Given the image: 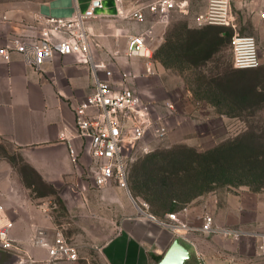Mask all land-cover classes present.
<instances>
[{"label":"crops","instance_id":"0c3cea01","mask_svg":"<svg viewBox=\"0 0 264 264\" xmlns=\"http://www.w3.org/2000/svg\"><path fill=\"white\" fill-rule=\"evenodd\" d=\"M91 1L96 0H0V46L12 37L36 38L44 18L69 16L75 7L84 10ZM129 1L134 0H101L102 7L97 11L105 16L87 22L98 44L95 57L101 59L97 57L99 50L109 57L123 54L124 70L132 75L126 80L127 84L160 104L162 110L165 102L174 105V111L167 118L169 130L182 120L183 112L189 113L192 121L229 120L233 115L224 107L239 106L240 99L244 101L240 98L239 69L233 64H215L220 40L214 41L211 29L219 25L196 21V15L206 8V0H188L185 12L175 10L164 19L147 14L144 22H136L110 16L119 5L129 7ZM262 5L261 0H231L234 25L236 18L239 19L234 8L240 10V14L252 12L261 37L263 21L259 10ZM177 14L188 17L182 22L181 30H178V22L171 19ZM172 27L177 29L172 32ZM146 30L152 57L127 58V36ZM221 36L219 33L218 38ZM171 39L174 41L173 59L166 58L163 52ZM147 68L152 73L147 72ZM209 72L215 74L208 78ZM186 73L190 74L187 81L181 75ZM197 74L207 77L206 81L196 83L191 75L195 79ZM154 85H157L156 94ZM92 89L90 67L78 54H56L40 70L27 65L17 52H12L9 59L0 54V141L21 153L45 183L53 186L81 183V169L73 165L68 144L60 134L72 135L74 107ZM82 160L87 163L90 157L84 155ZM13 174L14 167L0 160V199L11 198L8 188L16 181ZM16 182L22 181L17 177ZM112 200L120 202L125 214L117 222L114 235L102 245L107 264H264L259 238L249 234V231L263 230L256 231L253 225L249 230L244 221H240V225L225 224L233 232L243 229L241 226L248 228L243 237L214 234L203 239L196 236L195 231L184 235L175 233L161 225L151 213L133 212L122 197L114 196ZM5 212L12 222L10 232L18 234L25 230L26 234L18 236L22 240H27L30 233L34 235L32 227L36 224L27 220L20 208ZM24 251L36 254L38 259L27 264H49L44 249L30 246ZM8 254L11 252L0 248V264H11L7 262Z\"/></svg>","mask_w":264,"mask_h":264},{"label":"rangeland","instance_id":"374dc122","mask_svg":"<svg viewBox=\"0 0 264 264\" xmlns=\"http://www.w3.org/2000/svg\"><path fill=\"white\" fill-rule=\"evenodd\" d=\"M234 12L239 15V19L236 18L234 28H222L226 35L219 42L215 64L232 65L231 40L234 35L255 38L260 57L259 66L252 70H238L239 81L243 78L241 82L244 84L243 86L241 82L239 84L245 98L243 103L240 99L239 106L224 107L233 115L226 121H192L187 112L182 113L184 117L178 124H173L174 120H171L173 126L165 140L153 143L151 152L147 154H135L128 169L127 189L115 183L102 188L92 187L85 169H82L83 172L81 171L79 175L81 180L79 184L44 185L32 174L21 153L7 142L0 141V160L8 161L14 167L15 180L17 181L18 177L22 181L13 182L8 188L11 198L0 199L4 211L11 212L18 207L24 212L27 220L36 224L32 227V230H35L34 234L37 229H42L49 238H52L60 231L77 246L79 255L77 260H61L51 264H107L102 254V245L114 235L117 222L125 214L120 202L112 200L114 196L126 200L133 212H148L158 220H167L168 213L178 212L191 226L197 228L203 216L208 214L212 217L213 226L217 230L212 233L195 230L196 236L203 239L214 234L233 238L243 237L244 232L252 229L251 225L256 231L264 232V23L262 22L263 32L260 37V27L256 24L252 12L240 14V10L236 8ZM171 19L172 22H178V30H181L184 24L182 22L188 20V17L177 14ZM172 28V32L177 29ZM173 51L174 41L171 39L163 48V52L169 56L166 58L173 59ZM154 52L157 54V50ZM123 56L119 53L117 58L109 57L100 50L97 54L102 60L111 61L115 71L125 69L122 63ZM214 74L215 72H209L208 78ZM181 75L186 81L190 78L189 73ZM191 77L196 83L207 79L202 74H197L195 79L192 75ZM156 86L154 85L153 89L155 94L158 92ZM236 139L242 142L244 148L246 147L247 152L244 151V154L247 157L226 159L224 164L229 166L230 173L223 177L218 175L216 182L206 186H209L208 189L202 190L208 182L204 179L206 174L203 172L200 174L199 169L184 171L182 168L188 165L187 161L173 165L165 158L169 151L182 147L186 148L185 150L203 153L222 143H232ZM187 154L195 159L194 154L188 151ZM196 164L192 166L196 167ZM175 167L182 169L177 176L170 173ZM164 178H168L167 181ZM182 182L183 184L194 182L195 185L186 184L182 187L180 185ZM240 221L246 222L249 230L241 226L243 229H239L238 232L223 233V229H228L225 224L240 225ZM11 228L12 226L9 235H14L13 238L17 240L20 249L17 251L18 257L13 253L8 254L7 262L11 264L32 262L27 255L37 259L36 254L24 251L30 246L40 248L33 243L34 235L29 232L28 239L22 240L18 236L26 234V231L14 234L10 232ZM191 232L193 231L189 233Z\"/></svg>","mask_w":264,"mask_h":264},{"label":"built area","instance_id":"2783aa9c","mask_svg":"<svg viewBox=\"0 0 264 264\" xmlns=\"http://www.w3.org/2000/svg\"><path fill=\"white\" fill-rule=\"evenodd\" d=\"M121 1V0H119ZM259 15L264 23V0ZM129 7L117 6L110 16L119 19L144 22L147 14L166 18L172 11L185 12L188 0H134ZM101 0L91 1L84 10L75 7L66 17L48 16L42 20L36 38L12 37L0 46V54L9 59L12 52L22 55L25 63L35 70L51 61L56 54H78L91 70L93 89L74 107L72 135L64 132L60 138L68 144L73 165L85 169L92 187L102 188L111 183L127 189L128 169L135 154L151 152L153 143L166 139L169 133L167 118L174 111L171 102H165L161 109L150 98H145L136 88L127 84L131 73L115 71L111 61L97 59L98 46L88 30L87 22L105 16L97 10ZM198 24H212L234 28L231 0H206V8L196 15ZM148 31L127 36L125 55L127 58H151L148 45ZM232 64L236 69H253L259 66L260 57L255 38L248 35H234L231 40ZM147 72L152 73L150 68ZM76 140V142H75ZM77 143V145H76ZM84 155L90 157L85 163ZM83 172V171H82ZM150 218L155 219L151 214ZM167 220H157L164 227L184 235L200 230L204 233L216 232L213 219L205 214L200 226H191L178 212L167 214ZM0 248L18 257L17 240L9 235L12 222L7 218L0 204ZM229 229H223L229 234ZM259 238V249L264 253V232H249ZM35 246L45 249L46 262L51 264L61 260H77L78 249L60 231L49 238L44 230L37 229L33 236ZM27 257L31 261L29 255ZM21 259H19L20 261Z\"/></svg>","mask_w":264,"mask_h":264},{"label":"trees","instance_id":"16d2710c","mask_svg":"<svg viewBox=\"0 0 264 264\" xmlns=\"http://www.w3.org/2000/svg\"><path fill=\"white\" fill-rule=\"evenodd\" d=\"M221 28V29H220ZM222 28H226V26H218L214 29H211V33L212 35L215 37L214 41L217 43V41L222 40V38L226 35V32L224 30H222ZM219 33L222 34V36L220 38H218ZM206 45V44H205ZM209 43H207L206 46H208ZM209 47V46H208ZM254 69V68H253ZM241 70V69H239ZM242 70H252V69H242ZM243 81V78L242 80ZM239 81V84L240 82ZM244 84L241 82V86H243ZM244 98V95L241 93L240 91V98ZM245 99V98H244ZM246 148V147H245ZM244 148V145L242 144V142L239 139H236L235 141L233 140L232 143H228V144H220L219 146H215L211 149L206 150L203 153H196L191 149L185 150L186 148L182 147L179 149H175V150H171L168 153H166L165 158L166 161H168L170 164L172 163L174 164H181L184 163L185 161H187L188 165L185 166L184 168H182L184 171H188L191 169H199L200 170V174L203 172L204 174H206V176L204 177V179H206V181L208 180L207 184L204 186V189H208L209 188V184L214 183L217 181V177L218 175H220L221 177H223V175H227L228 173H230V169L229 166L224 164L226 163V159H231L229 157H242L245 156L244 151H246ZM187 151L190 152L191 154H194L195 159L189 157L190 154H187ZM247 152V151H246ZM198 156V161H196V157ZM194 163L196 164L195 166H192ZM29 169L31 170L32 174L35 175L36 178H38V180L44 184V185H48L51 186L50 184H47L44 182V180L42 179V177L32 168L28 165ZM181 168H173L172 170H170V173H172V175H178L179 170H182ZM167 171V170H166ZM165 171V172H166ZM147 173H149V171H147ZM148 175V174H147ZM171 175V176H172ZM148 177V176H147ZM164 177H168V176H164ZM225 178V177H224ZM168 178H164V180L167 181ZM227 179V178H225ZM200 181V180H199ZM192 185L195 183L194 182H189V183H180V185L183 187L184 185ZM137 185V183H135V186ZM207 185H209L208 187H206ZM185 189L186 186L184 187ZM192 188V187H191ZM201 190V191H202Z\"/></svg>","mask_w":264,"mask_h":264}]
</instances>
